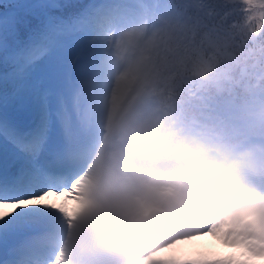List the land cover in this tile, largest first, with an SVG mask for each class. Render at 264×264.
<instances>
[{
    "label": "snow or ice",
    "instance_id": "1",
    "mask_svg": "<svg viewBox=\"0 0 264 264\" xmlns=\"http://www.w3.org/2000/svg\"><path fill=\"white\" fill-rule=\"evenodd\" d=\"M0 3V264H264V0Z\"/></svg>",
    "mask_w": 264,
    "mask_h": 264
},
{
    "label": "rangeland",
    "instance_id": "2",
    "mask_svg": "<svg viewBox=\"0 0 264 264\" xmlns=\"http://www.w3.org/2000/svg\"><path fill=\"white\" fill-rule=\"evenodd\" d=\"M13 9H10L6 14L9 12H12ZM52 200H55V197L51 198ZM62 199V198H61ZM69 206H71V201L68 202ZM237 250L228 248L221 242L217 241L213 237H206L201 241H196L192 243H184L177 248L173 249L170 253H168L169 256L173 257H189V256H196V255H228L231 253L236 252Z\"/></svg>",
    "mask_w": 264,
    "mask_h": 264
},
{
    "label": "clouds",
    "instance_id": "3",
    "mask_svg": "<svg viewBox=\"0 0 264 264\" xmlns=\"http://www.w3.org/2000/svg\"><path fill=\"white\" fill-rule=\"evenodd\" d=\"M177 246L179 245H176L173 248L165 249L159 253H156L154 257H150L148 260L143 261L142 264H159V262L161 261H167L168 258L171 257L168 255V253H170L173 249L177 248ZM256 264H262V262L258 260Z\"/></svg>",
    "mask_w": 264,
    "mask_h": 264
},
{
    "label": "trees",
    "instance_id": "4",
    "mask_svg": "<svg viewBox=\"0 0 264 264\" xmlns=\"http://www.w3.org/2000/svg\"><path fill=\"white\" fill-rule=\"evenodd\" d=\"M16 7L17 5L11 4L6 8L3 3H0V16L6 14L10 9H13V11H15Z\"/></svg>",
    "mask_w": 264,
    "mask_h": 264
}]
</instances>
